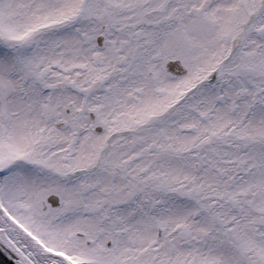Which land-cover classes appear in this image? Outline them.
I'll use <instances>...</instances> for the list:
<instances>
[{"label":"snow or ice","instance_id":"6c2138e0","mask_svg":"<svg viewBox=\"0 0 264 264\" xmlns=\"http://www.w3.org/2000/svg\"><path fill=\"white\" fill-rule=\"evenodd\" d=\"M0 264H264V0H0Z\"/></svg>","mask_w":264,"mask_h":264}]
</instances>
